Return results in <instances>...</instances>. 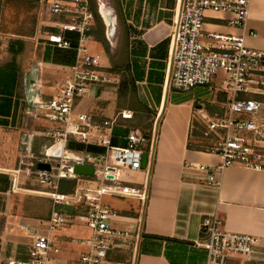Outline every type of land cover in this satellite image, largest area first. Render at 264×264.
<instances>
[{
  "label": "crops",
  "instance_id": "crops-1",
  "mask_svg": "<svg viewBox=\"0 0 264 264\" xmlns=\"http://www.w3.org/2000/svg\"><path fill=\"white\" fill-rule=\"evenodd\" d=\"M1 1L26 6L33 14L35 26L31 36H28L31 33H17L27 43L23 54L18 56V69L5 66L9 53L4 51L9 58L0 59V216H5L13 210L15 197L20 193L12 192L10 176L18 167L20 157L26 152L36 156L58 153L59 139L54 135L61 125L48 120L40 105L58 94L78 53L76 46L58 48L48 39L54 32L48 27L51 22L67 21L64 15L50 11L52 4L73 7L72 0ZM178 1L117 0L122 21L118 25L116 20L118 37L110 46L91 39L88 42L95 55L100 56L102 71L109 81L89 86L85 96L77 100V110L92 114L96 123L112 119L124 110L131 111V118L119 116L117 119L113 141L118 145L125 144L120 137L132 130L139 131L141 127L151 130L155 116H160L158 142L149 169H141L144 173L140 176L136 174L139 170L128 169L127 184H124L138 188L148 184L145 206L140 200L129 198L139 202L138 208L132 204L126 210L115 209L122 214L113 222L117 229L135 231L137 226L133 220L142 215L141 237L135 244L112 250L103 264H206L207 250L203 244L209 235L204 232L202 222L214 215L225 221L229 231L250 234L264 245V171L228 166L214 172L219 186L210 185L208 174L197 166L217 167L221 157L190 147L199 135L194 125H202L196 118V105L203 104L212 114L231 94L221 90L218 78L212 90L197 88L182 92L166 87L168 36ZM231 19L232 15L226 12H207L205 43L211 41L209 34L235 36L242 37L249 48L264 50V0H250L245 28L232 25ZM67 35L77 40V34ZM125 67L130 69L135 82L138 103L119 98L122 75L116 70ZM141 105L147 111L140 109ZM132 106L138 111L130 110ZM47 138L54 141L49 145ZM20 219L28 224L40 221L26 216ZM76 221L79 220L54 232L53 244L57 251L52 253L60 255L56 258L50 253V264H79L87 252L86 242L91 238V231L74 225Z\"/></svg>",
  "mask_w": 264,
  "mask_h": 264
},
{
  "label": "built area",
  "instance_id": "built-area-1",
  "mask_svg": "<svg viewBox=\"0 0 264 264\" xmlns=\"http://www.w3.org/2000/svg\"><path fill=\"white\" fill-rule=\"evenodd\" d=\"M72 6L52 4L50 11L64 15L67 21L51 22L48 27L54 32L48 39L52 45L67 49L72 47V39L67 34H77L78 59L69 67L58 94L40 105L48 120L61 125L54 137L59 139L56 150L61 148L62 151L60 156H55V152L40 156L26 152L20 157L18 167L10 173L12 192L25 190L21 186L24 181L35 178L44 188L41 194L52 201L51 215L48 220L36 224L18 225L20 234L30 241L27 256L8 264H50L51 251H57L53 244L54 232L75 220L84 222L91 231V238L86 242L88 250L81 256L79 264H103L112 250L135 244L141 237L142 215L133 220L137 226L135 231L117 229L113 222L122 214L101 200L103 195L134 198L145 206L148 184L142 188L121 184L120 169H142L144 153L148 155L146 169H149L158 142L160 116H155L149 136L132 130L120 137L125 140L124 145H114L117 119L119 116L131 118V111L124 110L112 119L96 123L92 114L77 110V100L85 96L89 86L109 79L102 71L100 56L89 53L87 46L89 32L95 25L89 0H72ZM249 10L250 0H179L168 36V89L182 92L197 88L212 90L218 78L221 90L231 94L230 99L212 114L204 106L197 109L201 134L211 141L206 152L222 159L217 167L197 166L198 170L208 174L210 185L219 186L214 172L228 166L241 165L264 171V50L245 46L242 37L209 34L211 41L206 44L204 40L207 12L229 13L232 25L245 28ZM70 141L98 145L105 148V152L82 151L79 154L68 149ZM39 163L50 164V170L39 169ZM76 164L94 166V175L82 177V180L88 184L100 181L99 186L77 184L72 193H61L62 180L81 178L73 171ZM202 228L209 235L203 244L207 250L206 264H230L233 259L258 260V250L263 246L258 238L229 231L225 221L217 215L206 217Z\"/></svg>",
  "mask_w": 264,
  "mask_h": 264
},
{
  "label": "rangeland",
  "instance_id": "rangeland-1",
  "mask_svg": "<svg viewBox=\"0 0 264 264\" xmlns=\"http://www.w3.org/2000/svg\"><path fill=\"white\" fill-rule=\"evenodd\" d=\"M95 2L97 4V12L100 15L102 21L101 25H99V29L104 32L105 39L108 42V46H110V42L113 41V39H115L118 35L119 27L117 26V23L118 25H122L121 16L118 13L117 0H95ZM101 6H105L106 11L108 12V21H106V19L101 14ZM0 10V38H19L22 35H19L17 33L34 32L35 26L33 22V14L29 13L26 9V6H24L23 4L1 1ZM1 46L2 45H0V59L5 60V58H9V55L4 54V48ZM87 46L89 47V44H87ZM89 53L95 55V52H93L90 47ZM196 118H198V116ZM144 129L146 128L141 127L139 128V131H142ZM46 140L47 142L49 141V145L54 141L51 138H47ZM79 144L81 143H71L68 145V149L78 151L79 154H82V151L101 154L88 150L93 146L100 147L98 145L84 144L81 145L83 149L82 151H80L77 148ZM210 144L211 141H209V139L203 134L201 141L198 142V148L207 151V148ZM101 148L104 149L105 152V148ZM120 172L121 184H127L126 175L129 173L128 167H123L122 169H120ZM141 173L143 175L144 170L140 169L136 174L140 176ZM76 183L81 186L98 187L100 181H96L93 184H88L82 180L81 176V178L76 179ZM21 186L23 188L33 190L25 193H22V191H20V193L15 197L14 208L12 211H10V214L0 216V264H7L9 260L26 257L24 254L28 252V245L30 244V241L27 237L20 234L18 225L24 223L20 219V217L26 216L31 218L33 216H36L42 211H45L47 206L51 204L50 199L40 193V191L44 188L42 186H39L34 177H31V179L24 181ZM102 201L104 204L117 210L129 209V206L132 204H136L135 208H138L139 206L138 201L136 202L134 200H130L129 198H117L111 195H103ZM74 211L77 212V210L75 209ZM74 225L86 227L84 222L80 221H76ZM258 251V260L247 261L243 259H233L231 262L236 261V264H264V245L260 247ZM52 255L57 258L60 254L52 253Z\"/></svg>",
  "mask_w": 264,
  "mask_h": 264
},
{
  "label": "trees",
  "instance_id": "trees-1",
  "mask_svg": "<svg viewBox=\"0 0 264 264\" xmlns=\"http://www.w3.org/2000/svg\"><path fill=\"white\" fill-rule=\"evenodd\" d=\"M90 6H91V10L92 13L94 15V21H95V25L92 27L91 31L89 32V38L91 40H95L98 41L106 46H108V42L105 39L104 36V32L101 31L99 29V25H101L102 21H101V17L97 12V4L95 2V0H89ZM1 11V10H0ZM118 13H119V9H118ZM120 15V13H119ZM32 33L28 36H31ZM26 41L23 40L22 38H0V45H2L1 47L4 48V51L10 54V58L5 61V66L7 67H11L14 69H18V65H17V60H18V56H20L21 54H23V52L25 51L26 48ZM77 42H76V37L73 38L72 40V46H76ZM118 71L117 73L122 75V79L119 85V90H118V94H119V98H123L127 99L129 98L131 102H137V90H136V85L135 82L133 80V77L131 75L130 69L128 67H125L123 69H119L116 70ZM139 106V105H138ZM142 110H146V108L144 106L141 105V107H139ZM130 110L134 111H138L136 107H131ZM194 128H197L199 130V135L196 138V140L194 141L195 143L190 145V147L193 148H198V142L201 141L202 139V134H201V126L197 127V125H194ZM193 128V129H194ZM150 129V128H149ZM149 129H144L141 132H143V134L149 136ZM194 132V131H193ZM192 132V137L194 136V133ZM194 140V137L192 138ZM191 139V141H193ZM71 143H75L70 141L69 144ZM114 145H118L115 141L112 142ZM197 143V144H196ZM84 144H79V146L77 147L80 151H82V146ZM89 151H93V152H98V153H102L104 152V149H102L101 147H92L88 149ZM201 150V149H200ZM85 177V176H82ZM77 186L76 183V179H72V180H62L60 182V187H59V191L61 193H72L75 189V187ZM51 201V200H50ZM51 209H52V201L51 204L47 206L45 211H42L40 214L33 216L35 219L38 220H48L50 218L51 215ZM68 210L71 211V208H65L64 210ZM24 258V257H23ZM21 259V258H20Z\"/></svg>",
  "mask_w": 264,
  "mask_h": 264
},
{
  "label": "water",
  "instance_id": "water-1",
  "mask_svg": "<svg viewBox=\"0 0 264 264\" xmlns=\"http://www.w3.org/2000/svg\"><path fill=\"white\" fill-rule=\"evenodd\" d=\"M203 106V104L198 103L196 105L197 108H201ZM58 153H55V156H60V153L62 151L61 148H59ZM147 159H148V155L147 153H144L142 156V165L141 168L145 169L146 168V164H147ZM38 168L39 169H45V170H50V164L47 163H39L38 164ZM73 171L77 176H85V177H92L94 175V166L92 165H81V164H76L73 167Z\"/></svg>",
  "mask_w": 264,
  "mask_h": 264
},
{
  "label": "bare ground",
  "instance_id": "bare-ground-1",
  "mask_svg": "<svg viewBox=\"0 0 264 264\" xmlns=\"http://www.w3.org/2000/svg\"><path fill=\"white\" fill-rule=\"evenodd\" d=\"M100 11H101L103 17L106 19V21H108L109 20V16H108V12L105 9V6H101Z\"/></svg>",
  "mask_w": 264,
  "mask_h": 264
}]
</instances>
